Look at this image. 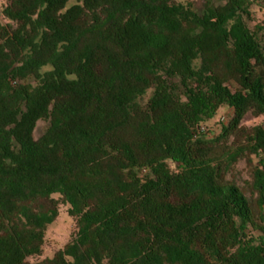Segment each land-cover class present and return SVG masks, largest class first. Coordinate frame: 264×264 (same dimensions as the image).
<instances>
[{
  "label": "trees",
  "instance_id": "trees-1",
  "mask_svg": "<svg viewBox=\"0 0 264 264\" xmlns=\"http://www.w3.org/2000/svg\"><path fill=\"white\" fill-rule=\"evenodd\" d=\"M255 6L264 0L3 7L0 264H264V124L243 122L264 116ZM224 106L234 116L209 136ZM241 162L242 185L229 177ZM60 204L75 234L31 262Z\"/></svg>",
  "mask_w": 264,
  "mask_h": 264
},
{
  "label": "rangeland",
  "instance_id": "rangeland-1",
  "mask_svg": "<svg viewBox=\"0 0 264 264\" xmlns=\"http://www.w3.org/2000/svg\"><path fill=\"white\" fill-rule=\"evenodd\" d=\"M10 2V0H0V20L2 23L6 24L8 20L3 16L2 10L3 7ZM198 6L201 5L202 0H197ZM253 24L264 23V9H261L258 6L254 8L253 14ZM234 116V111L230 107L224 106L222 107L217 115L210 120L207 124H205V131L209 136H215L221 131L222 123H226L232 119ZM244 124L247 126H252L255 124L263 123L264 124V116L259 118H254L251 114H248L244 119ZM46 127L45 122H41L38 129L37 135L40 134ZM169 168L172 171H176L178 168L176 164L170 162ZM234 178L237 183L240 185L243 184L244 179L247 177V173L245 171L244 162L239 163L238 168L233 176H229ZM58 197V196H56ZM68 206L64 204H60L59 215L55 222L48 226L46 230V238L45 244L42 250V254L40 256H36L31 259V262H36L43 260L48 257H52L53 254L60 248H62L67 242H69L75 234L76 231V221L74 218L69 216L67 212Z\"/></svg>",
  "mask_w": 264,
  "mask_h": 264
},
{
  "label": "built area",
  "instance_id": "built-area-1",
  "mask_svg": "<svg viewBox=\"0 0 264 264\" xmlns=\"http://www.w3.org/2000/svg\"><path fill=\"white\" fill-rule=\"evenodd\" d=\"M202 130H204V127L202 128Z\"/></svg>",
  "mask_w": 264,
  "mask_h": 264
}]
</instances>
